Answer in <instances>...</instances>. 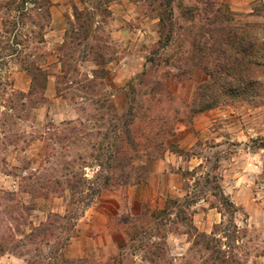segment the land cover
Returning <instances> with one entry per match:
<instances>
[{
	"label": "rangeland",
	"instance_id": "374dc122",
	"mask_svg": "<svg viewBox=\"0 0 264 264\" xmlns=\"http://www.w3.org/2000/svg\"><path fill=\"white\" fill-rule=\"evenodd\" d=\"M210 1L0 0V264H264V68L192 110L264 0ZM167 158L182 191L131 199ZM93 207L127 243L95 246Z\"/></svg>",
	"mask_w": 264,
	"mask_h": 264
},
{
	"label": "trees",
	"instance_id": "16d2710c",
	"mask_svg": "<svg viewBox=\"0 0 264 264\" xmlns=\"http://www.w3.org/2000/svg\"><path fill=\"white\" fill-rule=\"evenodd\" d=\"M215 2V1H214ZM209 2L207 11L213 17L220 15L219 3ZM225 40L219 43L212 55L213 62L202 69L209 72L210 83L202 85L193 104V113H202L220 104L221 94H246L257 96L262 86L264 68V43L250 27H234L226 31ZM204 58V57H203ZM202 58V60H203ZM255 100V99H254ZM133 112V109L130 110ZM264 149V143L258 145Z\"/></svg>",
	"mask_w": 264,
	"mask_h": 264
},
{
	"label": "crops",
	"instance_id": "0c3cea01",
	"mask_svg": "<svg viewBox=\"0 0 264 264\" xmlns=\"http://www.w3.org/2000/svg\"><path fill=\"white\" fill-rule=\"evenodd\" d=\"M172 166H175L174 159L167 158L161 160L152 173L153 180L140 186L142 190H145L144 195H132L133 193H130V198H133V200L143 205L149 200L152 201V203H156V199L181 192L183 177L179 172L175 171ZM130 213L132 216L135 215L132 210ZM114 218V215H111L106 207H93L86 212L80 222L84 224L89 232H93L97 235L95 246L111 251L116 246L114 242L115 235H119L124 243L128 242V236L123 229L114 226Z\"/></svg>",
	"mask_w": 264,
	"mask_h": 264
}]
</instances>
